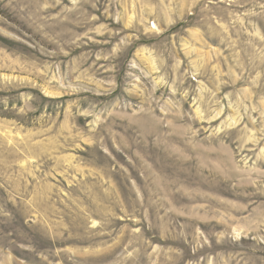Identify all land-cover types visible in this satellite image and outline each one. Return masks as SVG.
Masks as SVG:
<instances>
[{
  "label": "rangeland",
  "instance_id": "1",
  "mask_svg": "<svg viewBox=\"0 0 264 264\" xmlns=\"http://www.w3.org/2000/svg\"><path fill=\"white\" fill-rule=\"evenodd\" d=\"M0 264H264V0H0Z\"/></svg>",
  "mask_w": 264,
  "mask_h": 264
}]
</instances>
